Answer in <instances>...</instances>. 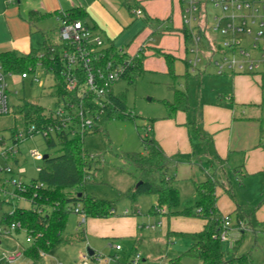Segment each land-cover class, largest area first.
Masks as SVG:
<instances>
[{"label":"rangeland","instance_id":"rangeland-1","mask_svg":"<svg viewBox=\"0 0 264 264\" xmlns=\"http://www.w3.org/2000/svg\"><path fill=\"white\" fill-rule=\"evenodd\" d=\"M93 1L10 0L8 4L19 20L17 12L26 17V8L30 7L51 13L38 27H43L55 42L59 41L56 12L76 5L85 9L87 23L95 22L105 36L116 38V42L123 43V46L129 44L131 53H134L132 49L139 43L138 40L146 38L148 49L144 54L139 53V58L143 59L142 70L131 80L122 78L112 85L113 92L124 96L126 110L131 116L109 119L99 130L84 138V144L95 161L86 182V192L110 200L113 209L117 210L116 214H134L139 228L135 237L98 235L93 229H87L85 222L78 224L82 216L71 211L65 226L68 233L64 230L63 235H70L72 239L58 243L41 256L39 263L78 264L80 256L90 249L94 254H87L89 264H134L131 259L137 253L141 256L135 264H164L181 253L182 264H203L198 258L184 253L192 244L188 237L175 235L168 240L163 234L165 225L161 216L166 219L172 216L163 214L167 212L165 208L161 209L159 215L150 213L156 199L153 194H139L136 201L126 195L127 190L135 188L138 180L125 153H145L142 137L153 135L164 146L165 152L174 158L171 169L176 176L179 209L194 201V183L204 180L206 173H214L221 184L229 185L232 189L233 197L224 190L219 191L217 206L221 214L232 211L235 203L258 205L256 217L259 222L253 228L242 231L241 226L235 225L234 217L230 216V226L226 239L221 240V246L227 256L247 254L251 264H264V142L258 145V137L264 138V68L257 72L228 71L217 74L212 63L201 54L207 50L206 43L201 41L198 44L199 54L190 51L189 45L186 51L182 34L170 32L184 29L179 0H151V5H147L148 14L161 20L160 24L158 19H153L155 23L146 20L152 29L146 28L144 16L134 15L124 0H99L107 13L98 8L95 11V6L89 7ZM2 6L0 0V8ZM210 10L213 12L215 9ZM8 22L9 19L5 24L0 23V29L12 39L21 30L22 24L20 21ZM190 29L196 32L194 21L185 24V30ZM25 41L28 48H40L42 33L32 28L30 34L27 31ZM155 48H160V52H154ZM168 48L173 50H166ZM162 51L175 56L172 65L175 77L169 73ZM197 55L200 60L194 62ZM7 80L10 104L28 100L46 109L56 108L57 98L51 88L53 79L42 66L38 65L33 72H29L27 78L22 79L20 73H13L8 75ZM176 88L186 92L189 107L186 111L178 110L174 117H166V102L174 101ZM16 120L12 112L0 115V137L4 139L0 145H12L10 136ZM225 120L232 122L231 129L228 124L224 125L226 127H216V122ZM228 131H231L229 154L224 149ZM218 144L224 147L223 155L217 150ZM30 148L53 155L58 146H48L41 133L19 142L18 164L11 159L7 163L24 167L21 178L25 183L37 177L35 167L42 165L41 159L28 156ZM242 173L245 175L241 176ZM5 189L9 193L14 191L9 183ZM75 191H80V188ZM14 206H29V203L22 198H10L8 193L0 191V216ZM156 221H160V224L155 228L147 227ZM79 230L84 231V240L77 238ZM117 243L121 249H115ZM31 244L32 238L24 229L14 230L9 235L1 234L0 264L29 263L23 251ZM15 251L22 254L15 261L7 262L3 254Z\"/></svg>","mask_w":264,"mask_h":264},{"label":"trees","instance_id":"trees-1","mask_svg":"<svg viewBox=\"0 0 264 264\" xmlns=\"http://www.w3.org/2000/svg\"><path fill=\"white\" fill-rule=\"evenodd\" d=\"M124 4L133 13L135 5L129 0H124ZM71 19L86 21L87 13L81 6H73L64 10ZM51 13H41L38 10H30L27 21L32 28L37 29V23ZM56 20L61 17V12L55 14ZM158 19V18H157ZM155 18V20H157ZM159 24L161 20L158 19ZM155 22V21H154ZM157 23V22H156ZM172 33H181L184 38L185 50L191 42L190 34L185 29H174ZM163 33H166L163 31ZM43 41L40 48L31 47L28 53L20 54L13 49L0 51V66L6 73L33 72L40 65L50 72L53 83L52 93L56 96V105L60 99L73 100L75 92L66 91L64 81L60 74L62 63L60 62L61 43L52 41L47 31L42 32ZM157 49V50H156ZM160 48H155L154 52H160ZM163 52V51H162ZM144 54V53H142ZM169 73L175 77L173 72L174 55L163 52ZM143 59L133 57L132 64L129 65L123 78L131 80L142 70ZM144 64V63H143ZM109 102L100 111L99 106L92 107V114H98L94 126L90 130L82 133L70 134V131L62 129L50 137H45L48 146H58L53 155L42 159V165L37 177L32 178L26 184L24 190L19 194L24 196L29 206H14L13 214L7 215L2 222L11 223L18 221L20 226L15 229H24L32 238V244L23 251L29 259L28 264H40L39 260L43 254L48 252L58 243L69 242L72 237L63 235L69 213L77 205L85 213V218H101L112 215V202L105 198L96 197L86 192V182L95 163L91 151L84 144L87 134L95 132L101 128L105 121L117 117H129L122 93H115L110 90ZM189 107L186 92L174 89V101L166 102V117H174L178 110L186 111ZM16 123L12 131L28 123H34L38 127L49 124H60V119L54 116V110L28 101L22 100L12 105ZM77 120V118H76ZM196 130V127L194 125ZM12 133V132H11ZM204 138V136L202 137ZM142 142L146 148L145 153L139 151H129L125 153L126 159L133 165L137 174V180L141 181L134 189L126 191V195L136 201L139 194H153L155 204L151 206L150 212L161 214V209L165 208L170 216L197 217L203 220L202 227L194 232L167 231V237L184 236L188 237L192 244L184 251L198 258L203 264H251L247 254L227 256L221 246L219 232L222 228L223 214L217 206L218 188H222L226 194L233 197L232 189L229 185H223L215 177L214 173H206L204 180L194 183L195 199L190 204L179 209V191L176 186V176L171 165L174 158L169 156L162 148L159 141L152 135L142 137ZM264 142L260 138L258 145ZM241 170V169H240ZM245 174H241L244 176ZM39 184H42L39 186ZM80 188V191H75ZM81 192L80 195L78 193ZM258 205L248 203H235L234 209L227 213L233 216L235 225L241 226L244 231L253 228L259 222L256 217ZM78 239L84 240V231L78 232ZM170 240V239H169ZM240 239H237L239 241ZM164 264H182V253L169 258Z\"/></svg>","mask_w":264,"mask_h":264},{"label":"built area","instance_id":"built-area-1","mask_svg":"<svg viewBox=\"0 0 264 264\" xmlns=\"http://www.w3.org/2000/svg\"><path fill=\"white\" fill-rule=\"evenodd\" d=\"M183 27L186 23L195 22L196 32L187 31L191 42L189 50L199 54L198 44L203 41L207 50L202 52L205 59L212 63L215 73L223 74L228 71L252 72L264 68V0H179ZM215 10L211 12L210 9ZM59 23L60 74L66 91L75 92V99H60L54 109V116L60 119V124H49L38 127L28 123L12 131L10 139L12 145H0V191L8 193L10 198L24 199L19 191L26 188L21 175L25 169L18 164L17 154L20 153L19 142L23 139L41 133L50 137L65 129L74 134L77 131L91 130L98 114H92V107L99 106L100 111L109 102L108 95L112 85L122 79L132 64L133 57L144 53L147 43L143 41L137 52L129 53L123 46L113 44L97 28L80 19H71L68 13L60 10ZM136 15H142L140 8L133 9ZM160 26V25H159ZM257 28V29H256ZM200 60L197 55L194 62ZM0 66V115L11 112L12 105L8 95V75ZM28 72L20 73V77L27 78ZM77 118V120H76ZM4 139L0 137V142ZM43 153L36 148H30L28 156L33 159H43ZM8 159L17 164L7 163ZM39 171L40 166L35 167ZM8 174V177H5ZM9 183L14 191L9 193L5 185ZM29 183V182H28ZM42 184H39L41 186ZM27 201V200H26ZM72 212L85 218V213L77 205ZM113 212V209L111 210ZM13 214V208L0 216V235L11 234L20 226L18 221L5 223L1 220ZM230 226V216L225 215L219 232L221 240L226 239ZM149 227H154L151 225ZM115 248H120L119 244ZM22 253H4L7 262H13ZM140 259L137 253L131 261L135 264ZM80 264H89L87 254L80 256Z\"/></svg>","mask_w":264,"mask_h":264},{"label":"crops","instance_id":"crops-1","mask_svg":"<svg viewBox=\"0 0 264 264\" xmlns=\"http://www.w3.org/2000/svg\"><path fill=\"white\" fill-rule=\"evenodd\" d=\"M9 1L10 0H2L3 6L0 8V23H4L5 24V23H7L8 19H9L8 23H11V24L14 23V22H17V21L19 22L20 21L21 24H22V27H21V30L17 32V35H15V37H12V39H10L9 37L5 36V33H3V31L0 29V51L13 49V50L17 51L20 54H26V53L29 52L31 47H29V48L27 47V43H26L25 39H26V36H27V31L30 34V32L32 30L30 25H29V23H28V21H27V15H28L30 10H38L41 13H44V11H42L38 7L26 8V11H27L26 12V17L22 16L23 13H21L20 11L17 12L18 16L20 17V20H19V18L14 15V10L12 11V7L9 6V4H8ZM129 1L131 2V4L135 5L133 9L140 8L142 10V12H143L142 15L144 16V22H145L146 28L152 29L151 26H148L147 23H146V20H149V21L152 20V22L155 23L153 19H155V18L157 19V17H151L148 14V11H147V8H148L147 5L148 6L151 5L152 1L151 0H129ZM76 6H80V5H76ZM91 6H95L96 7V8H94L95 11H98L97 10V8H98V9H100V10H102V11L107 13V10L100 3L99 0H94L90 4L89 7H91ZM134 15H136V14H134ZM142 15H139V16H142ZM49 16L44 17L43 19H41L37 23V30H40L41 33L45 29L43 27H40V26L38 27V24H40L42 21L47 19ZM90 25L94 26L95 28H97L104 36L106 35L102 29L98 28V26L96 25L95 22L91 23ZM0 27H1V24H0ZM105 37L107 39H109L115 45H118V46L119 45H121V46L124 45L123 43L116 42V38L110 39L108 36H105ZM146 37H148V36H146ZM145 40H146L145 37L140 38L138 40L139 43H137L136 46L132 49V52L136 53L137 49H138V46ZM125 46H123V47L129 53H131L128 50L130 48L129 44L126 47ZM147 49H148V46H147L146 50ZM166 50L172 51L173 49L168 48ZM134 53H132V54H134ZM236 76L237 75H235L234 78ZM227 124L229 125L228 128L231 129L232 128V122L229 121V120L228 121L225 120V122H216V125H217L216 127H221V126L222 127H226L224 125H227ZM230 139H231V131H228L227 146L225 148L223 147L228 154L231 151L230 150V145H231L230 144ZM258 139H260V136L258 137ZM162 148L164 149V146H162ZM223 148L220 147L219 144L217 145V150L219 151V153L221 155H223L224 151H225V150H222ZM221 190H223V189L222 188H218V190H217L218 196H219V191H221ZM234 207H235V205H234ZM234 207H233V209H234ZM116 211L117 210L113 209L112 215H110L108 217L86 218L83 221L81 219L80 221H78V224H80V222H85L86 228L88 229V227H89L91 230L93 229L95 231V233L98 234V235L112 236V237H126V236L135 237V236H137V229L139 228L138 227L139 224H138V221H137V218L135 217V215L134 214L130 215L128 213L116 214ZM229 212H231V211H229ZM150 213L152 215L154 214L152 212H150ZM76 214H78V213H76ZM123 215H127V216H123ZM157 215H159V214H157ZM161 217L164 219L165 228H164V233L163 234L164 235L166 234V236H167V231H169V230L170 231H175V232L176 231H178V232H194V231H198L202 227V224H203V220H201L200 218H197V217L172 216L169 219H166L163 216H161ZM190 222H193V223H190ZM261 222H263V221H261ZM159 224H160V221L151 222L147 227L153 229V228L156 227V225H159ZM143 225H141V228H143L142 227ZM151 225H154V227H149ZM87 229L85 230V233H86ZM65 233H68V231L66 232V229H65ZM169 239L170 238L168 237V240ZM115 245H114V247H115ZM228 245H229V243H228ZM115 249L116 250L121 249V246H120V248H118V249L115 248ZM92 254H94V252ZM140 256H141V254H140ZM79 262H80V258H79ZM78 264H80V263H78Z\"/></svg>","mask_w":264,"mask_h":264},{"label":"water","instance_id":"water-1","mask_svg":"<svg viewBox=\"0 0 264 264\" xmlns=\"http://www.w3.org/2000/svg\"><path fill=\"white\" fill-rule=\"evenodd\" d=\"M47 157H48V154L45 153V154L43 155V159H45V158H47ZM140 182H141V181H138V182L136 183V186H138V184H139ZM80 194H81V192L78 193V195H80ZM87 253H88L89 255H91V254L93 253V251L90 250V249H88V250H87Z\"/></svg>","mask_w":264,"mask_h":264}]
</instances>
